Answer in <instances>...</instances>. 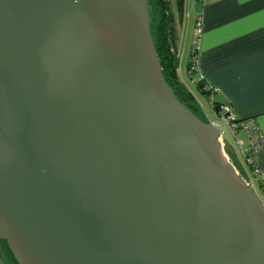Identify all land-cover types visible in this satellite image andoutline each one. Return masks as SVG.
<instances>
[{"label": "water", "instance_id": "1", "mask_svg": "<svg viewBox=\"0 0 264 264\" xmlns=\"http://www.w3.org/2000/svg\"><path fill=\"white\" fill-rule=\"evenodd\" d=\"M222 131L167 84L149 0H0L16 264H264V203Z\"/></svg>", "mask_w": 264, "mask_h": 264}, {"label": "crops", "instance_id": "2", "mask_svg": "<svg viewBox=\"0 0 264 264\" xmlns=\"http://www.w3.org/2000/svg\"><path fill=\"white\" fill-rule=\"evenodd\" d=\"M185 8L182 19L175 11L179 74L181 61L186 60L192 84L201 82L208 90L202 94L210 95L212 90L210 96L220 101L213 105L232 107L241 120L254 119L264 136V0H186ZM195 40L198 48L191 72ZM239 132L249 146L247 134ZM237 140L242 141L237 138L236 145ZM256 167L259 175L252 173L264 192V148Z\"/></svg>", "mask_w": 264, "mask_h": 264}, {"label": "trees", "instance_id": "3", "mask_svg": "<svg viewBox=\"0 0 264 264\" xmlns=\"http://www.w3.org/2000/svg\"><path fill=\"white\" fill-rule=\"evenodd\" d=\"M150 8L153 9L152 20V35L155 43V47L158 53L159 60L163 69V75L173 90L176 97L188 108H190L200 119H202L201 108L197 101V98L190 89L183 83L178 77L177 60L179 57V51L177 46V25L176 17L172 11L170 0H149ZM177 11L180 19L184 18L186 13V0H176ZM197 52L193 50L192 59L196 58ZM190 71H193V61L188 65ZM199 91L208 90L204 85L199 82L197 87ZM212 94V90L208 92ZM216 113L219 115L221 105H213ZM203 120V119H202ZM251 170L254 172V167L251 166ZM262 187V186H260ZM2 247L5 249L8 255L13 259L11 252L9 251L7 244L2 243ZM14 261V260H13ZM16 264V262L14 261Z\"/></svg>", "mask_w": 264, "mask_h": 264}, {"label": "rangeland", "instance_id": "4", "mask_svg": "<svg viewBox=\"0 0 264 264\" xmlns=\"http://www.w3.org/2000/svg\"><path fill=\"white\" fill-rule=\"evenodd\" d=\"M170 2H171L172 11L174 12L175 17H176L175 11L178 14L176 0H170ZM150 12H151V18L153 20V18L155 17L153 16L152 7L150 8ZM182 46L184 47V43L182 44ZM181 67H182V71L180 74H178V77L179 78L181 77L180 79L183 81V83L188 87V89L192 91V93L197 98V101L201 108L202 119L208 123L216 122L219 125H221L224 131V135H225V139L223 138V142L225 143V154L230 155L229 157H231L232 164L238 170L239 176L243 178L245 181H247V183L253 185L256 192L259 194V196L261 197V200L264 203V192L259 188L258 179L252 173L251 167L247 164L246 159L243 157L240 147L236 145V139L239 138L242 141H244L243 142L244 146L246 144V147H248L245 134L243 132H239L238 137H235V135L230 130L228 125L223 123L220 120V118L218 117L213 107L214 102H220V101L216 99L214 96L202 94V92L197 89L198 84H195V85L192 84V81L189 79L188 73L186 70V60L185 62H183V60L181 61ZM0 252H1V255L7 260L8 259L7 252L2 247V245H0Z\"/></svg>", "mask_w": 264, "mask_h": 264}, {"label": "built area", "instance_id": "5", "mask_svg": "<svg viewBox=\"0 0 264 264\" xmlns=\"http://www.w3.org/2000/svg\"><path fill=\"white\" fill-rule=\"evenodd\" d=\"M200 31H198V34ZM194 51L197 52L198 41L195 40L193 43ZM196 60L193 59V70L195 69ZM220 120L227 124L230 130L233 132L235 137L239 131H244L248 136L249 146H244L243 142L237 140L238 146L240 147L241 153L243 157L246 159L247 164L251 167H254L255 175H259V170L256 167V160L258 154L264 148V136L262 135L257 122L254 119L250 120H241L237 117L235 111L230 106H221L219 112ZM223 138L225 139L224 131L221 134V144L223 146V150L225 153V143L223 142ZM226 157L230 160L229 156L225 154ZM236 168V167H235ZM238 171V170H237ZM247 182V181H246ZM249 186L251 184L247 183ZM253 187V185H251ZM254 188V187H253Z\"/></svg>", "mask_w": 264, "mask_h": 264}, {"label": "flooded vegetation", "instance_id": "6", "mask_svg": "<svg viewBox=\"0 0 264 264\" xmlns=\"http://www.w3.org/2000/svg\"><path fill=\"white\" fill-rule=\"evenodd\" d=\"M0 245H2V242L0 243ZM7 256H8V259L7 260L2 256L3 257V260L5 261V263L6 264H15L14 261H13V259L10 257V255L7 254Z\"/></svg>", "mask_w": 264, "mask_h": 264}]
</instances>
